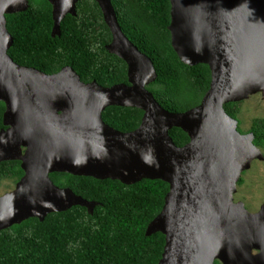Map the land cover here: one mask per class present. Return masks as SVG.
Segmentation results:
<instances>
[{
    "label": "water",
    "instance_id": "obj_1",
    "mask_svg": "<svg viewBox=\"0 0 264 264\" xmlns=\"http://www.w3.org/2000/svg\"><path fill=\"white\" fill-rule=\"evenodd\" d=\"M46 1L51 34L59 35L78 0ZM94 1L111 32L107 51L127 65V84L103 88L81 82L70 67L46 75L16 64L5 16L27 10L28 0H0V162L20 161L23 171L0 197V231L73 206L93 212L96 203L52 183L54 172L126 185L161 180L169 191L146 229L165 237L158 264H264V205L251 214L233 202L242 171L261 154L224 110L250 94L264 97V0H170L173 50L183 64H205L211 73L200 104L178 114L146 89L156 78L153 64L121 31L111 1ZM110 106L141 110L139 127L122 133L105 124ZM174 127L189 137L182 147L169 136Z\"/></svg>",
    "mask_w": 264,
    "mask_h": 264
},
{
    "label": "trees",
    "instance_id": "obj_2",
    "mask_svg": "<svg viewBox=\"0 0 264 264\" xmlns=\"http://www.w3.org/2000/svg\"><path fill=\"white\" fill-rule=\"evenodd\" d=\"M118 24L129 41L153 64L156 78L146 89L170 113H184L198 106L208 91L211 73L205 64H183L171 45L170 0H110ZM76 15H66L60 34L52 36V6L46 0H28L27 10L6 15L12 37L8 50L18 65L46 75L70 67L81 82L103 88L127 84V65L106 46L111 32L94 0H78ZM239 102L226 103L225 112L237 120ZM5 105L0 101V131ZM143 112L131 107H107L102 120L116 131L136 130ZM238 121V120H237ZM255 146L264 143V119L249 131ZM169 136L177 147L189 142L179 128ZM20 161L0 162V180L22 176ZM59 188L96 203L91 214L82 206L49 213L43 221L29 218L0 231V264H158L165 245L160 232L146 229L161 212L169 185L142 179L132 185L120 181L49 175ZM241 182V181H240ZM215 264H220L215 262Z\"/></svg>",
    "mask_w": 264,
    "mask_h": 264
},
{
    "label": "rangeland",
    "instance_id": "obj_3",
    "mask_svg": "<svg viewBox=\"0 0 264 264\" xmlns=\"http://www.w3.org/2000/svg\"><path fill=\"white\" fill-rule=\"evenodd\" d=\"M238 108L237 130L240 134H248L255 120L264 119V97L262 93L257 92L248 95L239 101ZM256 147L261 154V159L252 160L249 168L242 171L233 194V202L242 203L251 214L258 213L264 205V143ZM16 183L11 178L0 180V197L13 192ZM253 253L256 252L253 251Z\"/></svg>",
    "mask_w": 264,
    "mask_h": 264
}]
</instances>
